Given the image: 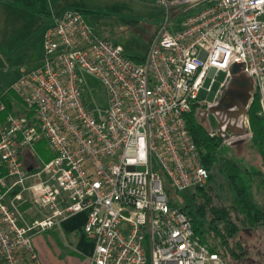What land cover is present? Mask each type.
Here are the masks:
<instances>
[{"label": "built area", "instance_id": "built-area-1", "mask_svg": "<svg viewBox=\"0 0 264 264\" xmlns=\"http://www.w3.org/2000/svg\"><path fill=\"white\" fill-rule=\"evenodd\" d=\"M154 1L164 20L141 63L67 9L45 28L38 65L0 89V264H41L33 236L78 213L88 264H227L170 192L208 183L186 115L232 76L252 80L264 117V0ZM80 71L105 89L101 115Z\"/></svg>", "mask_w": 264, "mask_h": 264}, {"label": "rangeland", "instance_id": "rangeland-1", "mask_svg": "<svg viewBox=\"0 0 264 264\" xmlns=\"http://www.w3.org/2000/svg\"><path fill=\"white\" fill-rule=\"evenodd\" d=\"M15 1V0H13ZM17 3L5 5L0 9V89L7 88L20 74L22 67L33 68L38 65L42 56L43 31L53 18L67 9L82 12L91 24L94 32L101 37L123 47L130 56H145L150 40L164 20L163 8L154 0H16ZM51 14V16H49ZM80 78L85 88V97L90 109L101 115L109 107L105 89L94 75L80 71ZM225 73L221 72L215 78L212 91L207 100L212 102L215 93L224 81ZM209 84V79L206 85ZM205 92L200 96L204 97ZM201 121L207 128L216 131L217 121L206 108L197 109ZM37 155L46 159L49 153L42 143L36 145ZM221 159L234 158L242 168L254 173L252 189L256 200L264 206V191L261 177L256 173L264 169V138L254 134L248 127L241 135L231 134L222 141ZM216 180L214 191L210 192L213 206H225L231 211L232 219L240 226V231L234 241L240 244L234 246L239 257L229 256L227 264H264V226L250 227L243 224V216L232 210L233 193L226 177L215 170ZM191 190L184 192L172 191L176 202L182 204L184 199H190ZM202 197L196 196V202H202ZM49 233L41 232L33 236L47 241Z\"/></svg>", "mask_w": 264, "mask_h": 264}, {"label": "trees", "instance_id": "trees-1", "mask_svg": "<svg viewBox=\"0 0 264 264\" xmlns=\"http://www.w3.org/2000/svg\"><path fill=\"white\" fill-rule=\"evenodd\" d=\"M259 109V101L256 98L249 113L247 127L254 134L260 135V138H264V119L257 114ZM199 112L195 108L186 115L187 127L197 148L201 151V162L209 171V180L205 186L193 188L189 193L190 199H184L182 204L174 200L172 192H170V200L191 218L194 232L201 242L226 260L229 256L239 257L235 253L234 246L240 243L234 241V238L239 233L240 226L232 219L228 207L212 205L213 195L210 192L214 191L215 170L228 180L233 193L231 208L243 216V224L250 227L264 226V206L257 202L252 189L254 173L242 168L234 158L221 159L223 138L204 125ZM42 145L44 147V143ZM256 174L262 176L260 184L264 191V169L263 172ZM196 196L202 197L203 201L197 203Z\"/></svg>", "mask_w": 264, "mask_h": 264}, {"label": "crops", "instance_id": "crops-1", "mask_svg": "<svg viewBox=\"0 0 264 264\" xmlns=\"http://www.w3.org/2000/svg\"><path fill=\"white\" fill-rule=\"evenodd\" d=\"M13 2L17 3L16 0H0V9ZM49 16H51V14H49ZM51 17V21L45 28L52 22L53 16ZM127 56L139 63H141L145 57ZM259 110L257 113L258 115H260ZM84 221V213L75 214L61 224L45 231L49 233L47 241H45L44 238L40 240L35 238L36 248H34L41 264H88V257L92 250V244L81 231Z\"/></svg>", "mask_w": 264, "mask_h": 264}, {"label": "water", "instance_id": "water-1", "mask_svg": "<svg viewBox=\"0 0 264 264\" xmlns=\"http://www.w3.org/2000/svg\"><path fill=\"white\" fill-rule=\"evenodd\" d=\"M240 76L244 78L245 84H233L232 80L235 75L232 76L221 92L216 103L210 108L212 113L218 112L227 118L237 119L240 114L246 112L245 102H247L251 96L250 91L253 89V82L249 77L243 74H240ZM227 130L237 135L242 133V129L235 128L234 125Z\"/></svg>", "mask_w": 264, "mask_h": 264}, {"label": "flooded vegetation", "instance_id": "flooded-vegetation-1", "mask_svg": "<svg viewBox=\"0 0 264 264\" xmlns=\"http://www.w3.org/2000/svg\"><path fill=\"white\" fill-rule=\"evenodd\" d=\"M238 77H234V79L232 80L233 84H245V80L244 78H242L240 75H237ZM223 91V90H222ZM250 98L247 102H245V108H246V112L243 114H240L237 119H233V118H227L226 116H224L221 113L215 112L212 113L210 111V108H206L205 112L206 115H209L210 113L213 115L214 119L217 121L218 123V127L216 128V134L219 135L222 138L225 137H230L231 134H235L232 133L230 131H228L227 129L229 127H232L234 125L235 128H241L242 129V133H244V131L246 130L247 124H248V118H249V113L250 110L252 109L255 100L257 98V92L254 88V84H253V89L250 91ZM220 125V127H219ZM241 133V134H242Z\"/></svg>", "mask_w": 264, "mask_h": 264}]
</instances>
